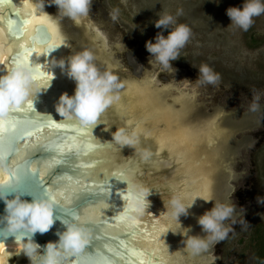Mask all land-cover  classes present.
I'll return each instance as SVG.
<instances>
[{
	"label": "rangeland",
	"instance_id": "374dc122",
	"mask_svg": "<svg viewBox=\"0 0 264 264\" xmlns=\"http://www.w3.org/2000/svg\"><path fill=\"white\" fill-rule=\"evenodd\" d=\"M9 1L4 0L5 3ZM38 1L35 0L39 4ZM243 3L244 0H92L88 17L74 21L63 16L67 22L75 24L76 29L72 32L76 33V41L80 42L82 51L88 49L93 53V63L100 72L109 70L118 76L121 83L133 81L147 87L139 89L136 86L138 91L134 92L132 89L128 90L127 87L130 86H126L125 93L118 95L117 99L122 105V109H119L122 114L140 112L139 92L146 90L155 99L158 96V100L163 99L164 106L179 112L178 117L183 119L184 125L200 127L202 132L209 128L210 138L215 140L214 143L219 142L216 147L218 150L222 149L218 159L222 167L212 181V187L215 188L208 195L207 211L215 203L235 204L236 211L231 219L224 222L225 226L232 227L228 237L208 252L196 255L200 264H258L257 237L264 235V14L255 17L253 25L246 32L233 28L226 10L229 7H241ZM53 4L49 5L56 8ZM18 7L14 12L23 18H28L29 12H33L29 9V12L23 11L24 14H21ZM117 8L120 10L119 17L113 21L110 12ZM177 9L183 10V15L177 17L178 23L187 24L192 30V36L180 51V57L171 62L173 68L161 70L159 65H155L154 58L145 45L147 41L155 43L154 38L161 31L167 36L168 30L156 28L155 20L165 12L175 15ZM4 25L8 33L13 35L12 21L7 15ZM46 28L48 29L47 26ZM19 30L21 34L24 31L22 27ZM50 35L52 37L51 33ZM4 46L7 47V42ZM54 46L60 50V54L53 57L55 59L62 51L58 44ZM201 64H207L219 73L220 81L216 85L197 83ZM113 91L116 94L120 92L118 89ZM256 95L259 109L253 112L250 111V106ZM113 107L118 111V106ZM121 122V127L123 124L130 128L124 119ZM140 122L133 121L132 124ZM142 125L150 128L151 123L144 122ZM153 126L156 128L155 124ZM141 133L136 132L137 135ZM99 135L100 133L96 136L100 137ZM159 152L156 150L155 153L160 154ZM197 152V157L202 160L206 156V164H211L214 152L208 148L207 141ZM165 156L161 154L160 161H164ZM177 156L179 157L178 154ZM134 166L136 167L135 164ZM139 166L138 162L140 169ZM172 167L160 170L156 176L151 174L149 180L147 178L148 187L153 183L163 184L164 171H169ZM125 170L136 174L133 166ZM178 178L181 177L176 175L169 178L171 183L166 182L172 187V192L179 187L180 182L175 181ZM187 185L184 182L185 189ZM135 186L142 188L144 182L142 184L140 181ZM167 196L172 198V195ZM167 196H160L154 201L155 205L161 206L162 202L168 201ZM165 207L164 204L162 209L167 212ZM8 259V264H18L29 258L14 254Z\"/></svg>",
	"mask_w": 264,
	"mask_h": 264
},
{
	"label": "water",
	"instance_id": "95a60500",
	"mask_svg": "<svg viewBox=\"0 0 264 264\" xmlns=\"http://www.w3.org/2000/svg\"><path fill=\"white\" fill-rule=\"evenodd\" d=\"M3 12L4 11H2L1 14H3ZM50 15L58 21L60 20L62 30L64 29L65 35L69 37L71 50L68 57L70 58L82 52L80 42L75 39L76 33L72 32L76 29L74 24H69L66 18L61 15L57 17L52 13H50ZM8 18L12 21L11 33L16 38L21 37L22 34L19 29L22 27L24 30L27 18L21 17L16 12H10ZM66 26L70 29H67ZM45 32L48 33V39H45L43 36ZM50 40L51 35L46 26H36L34 34L29 38L30 46L25 47L20 52H14L8 58L7 63L10 68L12 69L15 66L13 60H23L30 65L32 59L27 56V52L32 51L35 45L44 47L45 57L42 63L47 61V57H57L60 54V50L57 46L51 45ZM25 57H28V59L26 60ZM42 63L36 66L38 69L36 75L39 79L35 80L33 83L37 95L32 107L36 109L37 112L34 115L25 112L23 118L12 119V123L8 127V130L4 132L3 139L0 140V153L9 154V158L5 159V164L9 171L5 173L6 180L0 182V194H7V199L9 200L18 196L21 200L31 201L32 199H36L53 203V226L48 232L44 234L36 233L35 236L32 237V241L41 246L40 249H38L40 255L44 254V246L48 243L59 242L58 233L65 231L66 224H74L84 230L88 239V244L89 241H91V245L87 246V244L78 254H72L60 249L61 264H150L147 219L148 215L152 216L156 213L153 211L150 212L152 204L147 198L149 206L143 214L137 215L129 213L126 210L127 200L125 196L127 193L134 191L135 181L132 180V184L128 186L126 183L113 181L114 188L111 196L92 197L88 189L92 186L103 187L113 173L123 174L126 172L125 168L128 169V167L131 166L135 168L134 164L137 167L138 162L141 165L140 167L151 163L152 159L148 161L149 158L147 157L146 160H144L143 155L145 151H150L151 155L156 157L159 164L163 166L162 169L165 170L169 166L173 167L169 171L163 170L164 173L168 172L165 174L164 185L153 183V190L151 188L152 185H149L150 187L147 189L149 191L148 197L152 196L153 192H157L159 198L160 196L166 197V195L172 194L169 192H172L170 189L171 186H168L166 182L170 180L169 178L172 177L173 172L176 170V164L181 163V161L177 159L174 160L172 154L169 153L168 150H166L167 154H165V160L160 161L161 158L158 153H155L156 149L153 145L146 146L147 148L142 147L143 149L140 151V155H137L138 150L136 149H134L135 152L130 151L125 155L124 148H126V144L116 142L113 135L111 136L110 134L111 131L115 133L118 129H124L125 127L127 131L126 134L131 136L133 129L123 124L121 127L120 123L122 122L118 117V111L116 107L111 105L108 106V110L104 111L106 112L105 115L103 112L99 117L100 123L93 128V132L89 135L86 132V127L82 126L88 125L89 123L82 122L74 112L69 111L67 114L61 115L57 111L61 95L66 94L71 97L75 95V91L54 76L43 74L38 68ZM48 77L51 79H47ZM41 80L46 81V86H41ZM123 85L122 88L118 89L120 90L118 94L113 93L116 95L125 93L127 85L133 87L138 86L139 89L147 88L146 86L144 88V86H142L143 84H136L133 81H126ZM62 116L65 119H63ZM107 118H112V120L107 121ZM76 119H79L82 125H78L75 122ZM112 126L113 129L107 131V129ZM193 129V132L198 134L202 128L195 126ZM207 129L209 128L203 131L205 132ZM204 132H202L203 135H205ZM98 133H100V137L96 136ZM111 141L113 143H109ZM206 141L208 148H211L212 152H214L213 156H211L213 159L211 160V164H206L207 158L203 156L201 161L203 164L201 165H204L206 172L208 171L207 176L210 180V185L208 187L210 188V192H214L215 187H212V181L215 178V174H218L219 169L222 167L218 162L222 149L219 148L218 150L216 146L219 145V142L214 143L215 140L210 138V135L208 137L206 136V139L200 143L198 148L204 145ZM140 143H142V141H140ZM214 147L216 149H213ZM68 149L73 150L74 154L63 155ZM198 154L199 152L196 151V156ZM138 157H140V159H138ZM173 160L176 162L169 164V166H165ZM197 166L203 168L199 166V164ZM49 167H51V171ZM37 169H39L38 177L33 175ZM158 172L159 171L151 172L147 168V174L145 175L153 174L156 176ZM13 173H15V175ZM185 175H187V173H185ZM168 176L169 178L166 179ZM186 180L188 181V178ZM141 182H143V180ZM9 183L23 185L27 190L16 188L10 191L7 189ZM37 185H39V188ZM189 185L190 189L185 190V192L189 191L192 194L190 193V196H188V205L190 206L187 208V212H194H191V215L189 214L190 216L188 214L183 215L186 223L181 220L183 218L182 216L179 217L178 222L173 221L172 218L170 219L176 227L173 238L178 246V251L175 254V259L178 260V264H187L189 262L193 264L201 263L199 257L197 258L196 255H192L186 249L185 241L190 237H203V235H206L199 225L198 219L207 211V201L205 202L206 204L201 199V202H199L198 196L200 193H195L197 187L192 183H189L187 186L189 187ZM41 188L44 189L47 194H42L40 192ZM117 190H122L120 192L121 198L117 195ZM199 192H201V190ZM72 193H75L77 205H89L83 208L81 219L89 214L96 217L97 225L92 232L86 224L79 223L74 216L60 215V213L56 211L57 202L67 207L69 211L74 210L69 206V201L71 199L70 194ZM173 197L174 195H172V198ZM172 198H170V200ZM92 204H95L96 207H92ZM166 207L167 212L160 211V213L157 214L158 216L150 221H156L159 220V218L168 219V217H170L168 215V203ZM4 208V201L0 200V228L4 227L2 219L4 216ZM150 224L152 223L150 222ZM25 235L28 234L25 233ZM0 242L4 244H16L14 236H0ZM18 264H31V261L27 259Z\"/></svg>",
	"mask_w": 264,
	"mask_h": 264
},
{
	"label": "clouds",
	"instance_id": "9594fccd",
	"mask_svg": "<svg viewBox=\"0 0 264 264\" xmlns=\"http://www.w3.org/2000/svg\"><path fill=\"white\" fill-rule=\"evenodd\" d=\"M58 7L61 16H66L74 21H79L83 17H88L92 7V0H52ZM40 7H43L41 0ZM119 9L110 12L111 19L117 20ZM230 18L231 26L242 31H248L254 23V18L264 14V0H244L241 7H229L226 10ZM183 15L182 9H177L175 15L167 12L155 20V27L168 30L167 36L163 31L155 36V43L146 42L147 51L152 54L155 65H159L161 70L173 68L172 61L180 57V51L188 44L192 36L191 28L184 23H178L177 17ZM93 53L85 49L71 56L67 61V75L76 82L74 96L61 95L57 111L61 115L69 111L84 123L97 120L99 114L108 107L113 99V90L120 89L124 85L112 71L100 72L94 61ZM60 67H65V62L60 61ZM198 84L216 85L220 81L219 73H216L207 64H201L198 68ZM36 78V71L23 60H18L15 66L0 75V130L6 131L12 121L9 113L12 109L18 108L29 96L32 85ZM258 95L254 97L250 111L259 109ZM136 132L131 136L125 134L123 128L113 133L116 142L126 145L136 144ZM144 157L150 153L145 151ZM9 169L0 153V172L7 173ZM149 191L145 188H137L126 194V210L133 214H143L149 206L146 197ZM0 200L4 201V227L0 228V236H14L21 252L29 258L31 264H61V251L72 254L80 253L88 244L87 236L83 229L74 224H66L65 231L58 233V243H48L44 246V254L40 255L38 249L40 245L32 241L36 233L44 234L48 232L54 224L53 203L44 200L32 199L21 200L18 196L7 199V194H0ZM186 205L181 197L174 196L169 202L168 215L173 221L178 222L181 215H187ZM236 205L230 203H215L211 210L205 212L198 219L199 225L206 235L202 237H190L185 241L186 249L192 255H200L208 252L217 243L224 241L231 225L225 226L224 222L233 217ZM233 223L235 221L233 220ZM27 233L28 235H25ZM5 250V244L0 242V252Z\"/></svg>",
	"mask_w": 264,
	"mask_h": 264
},
{
	"label": "bare ground",
	"instance_id": "6f19581e",
	"mask_svg": "<svg viewBox=\"0 0 264 264\" xmlns=\"http://www.w3.org/2000/svg\"><path fill=\"white\" fill-rule=\"evenodd\" d=\"M40 2L38 4L35 2V0L34 1L33 0H13L12 3H10V1L8 3H5L4 0H0V12L4 11L2 15L0 13V56H1L0 75H4L7 70L8 71L11 70L9 64L7 63L8 58L14 52H20L25 47H29L30 46L29 38L34 34L36 26L39 24H44L48 27L50 33L52 34L50 44L51 45L58 44L62 51L61 55L55 59L51 57H47L46 63L45 62L42 63V60L45 57L44 47L35 45L32 51L27 52V56L38 63H42L38 68L43 74H48L49 72L48 75L54 76L55 78H57L58 80H60L61 82H63L64 84H66L68 87H70L72 90L75 91L76 82L73 79L69 78L67 75V61L69 59L68 57L69 52L71 50V42L69 40L68 35H65L64 33L65 31L62 30L60 21H58L57 19L54 20L53 16L50 17L49 14H46L44 12V9H42L43 7L40 9L39 12H36V10L40 8ZM35 3H36V6H35ZM37 4L39 6H37ZM17 7L21 14H24L26 11L29 12V9H31L34 12V13L29 12L30 15H28L27 23L24 26V31L22 33V36L19 38H16L14 35H10L8 33V30L5 29V25H4L5 16L6 15L8 16L10 12H14L15 10H17ZM5 42H7V47L4 46ZM14 43L15 45L13 48L11 47V45H13ZM37 50L41 51L42 53L41 56L36 57L35 54H33V57L29 56L30 53H35ZM60 61L65 62V67L63 69L60 67V63H59ZM5 65H7V68L2 73L1 70L5 68ZM135 87L130 86L127 88L128 90L132 89L134 92L135 91L137 92L138 91L136 89L137 87L136 88ZM139 93L141 95L139 96L141 99V100L139 99L141 102V106H140L141 111L138 113L134 112L132 114H125V113L122 114L121 110L119 111V109H122L121 108L122 105L117 100L118 95L116 94L114 95V99L112 101V104H115L116 106H118L117 113L119 115L118 117L120 121L124 119V121L127 122L128 124H132L133 121H138V120L141 121L140 124H136V125L139 126V129H142V133L141 131H138L137 128L135 127H132V129H133V132L141 133L142 135L141 134L136 135L137 140L134 146L126 145V148H124L125 155L128 154L126 153L128 152V150L129 151L131 150V152L132 151L135 152L134 149L138 150L137 155H140L141 154L140 151L143 149L142 147L147 148L146 146H149V145L150 146L153 145L154 148L158 152L160 151L159 152L160 154H158L159 156H161V154H164V155L167 154L166 150L170 151L169 153L172 154V157L174 158V160L177 159L181 161V163L177 164L178 169L175 168L176 170L173 172V175H172V177L176 175H179V177H181V178H178V180L175 179V181L178 183L180 182V184H178L179 185V187H177L178 189L176 190L174 189L175 192H172L171 195H174V196L180 195L179 197H181L182 202L188 205L187 195H190L191 192L189 191L185 192V190H189L190 185L186 189L184 187V182H186L187 181L186 179L188 178V181L186 183L195 184V186L197 187L196 188L197 191L195 190L196 191L195 193L196 194L197 192L200 193V195L198 196L199 197L198 201L201 202L200 201L201 199L205 203L209 199L208 195L209 194L211 195L210 188L208 187L210 180L206 176L204 165H201L203 164V162H201L202 160L196 156V151L197 149H199L198 147L200 146V143H202L203 140L206 139V136L208 137L210 135L209 131H211V129L210 130L207 129L204 132L205 135H203L202 129H200V132L198 134H195L193 132L194 130L193 126L184 125L183 119L181 120L178 117L179 112H175L176 110L172 109V107L169 108V106L168 107L164 106L163 105L164 102L162 103L163 99L161 100L160 98V100H158L159 96L155 99L153 95H151L149 92L147 93V91H144V90L140 91ZM126 113H128V111H126ZM109 120H112V118L111 119L107 118V121ZM144 122L151 123V125L149 126L150 128H147L146 125H142L144 124ZM154 124L156 125V128H154L155 127L153 126ZM132 125H135V124H132ZM112 129L113 127L108 128L107 131H110ZM124 130L125 132H127L125 127H124ZM110 135L111 136L113 135L112 131ZM142 136L145 138L148 137L149 139L146 140L142 138ZM153 139H155L156 143L154 142ZM140 141H142L143 145L140 143ZM177 154L179 155V157L177 156ZM148 158H149L148 161L152 159L151 163H149L150 165L152 164V166H150L149 164H145L139 169L137 165V167H135L136 174L134 175L135 185L136 183H139L140 181L143 180L144 186L142 188H145V189H148L147 178L149 180L151 176V175L149 176L145 175L146 169L148 168L151 172L152 171L155 172V171L162 170V167H163L161 164L158 163V161L156 160V157L149 155ZM138 159H140V157ZM144 160H146L145 157H144ZM174 160L171 161V163L175 162ZM198 164L199 166H202L203 168H199L197 166ZM159 165H161L162 167ZM185 173H187V175H185ZM4 180H6V174L4 172H0V182H3ZM167 182L171 183L172 181L169 180ZM176 182H175V185H176ZM160 185H164V183ZM138 187L135 186V190ZM200 190L201 192H199ZM147 198L152 201V204L154 203L152 207L150 208V212L153 211L154 213H156L154 214L155 216L152 214H151L152 216L148 215V219H147V222H148L147 227H148V232H149V244H150V264H178V260L175 259V254L177 253L178 246L174 244L175 241L173 240L176 227L174 226L172 220H170L171 217H168V219L159 218V220L150 221L154 217H157L158 216L157 214L160 213V211L161 212L164 211L163 206L164 204L165 206L167 205L166 203L170 201V198H168L167 196L168 201L165 200L164 202H162L163 201L162 200L161 206H159L158 204L155 205V202H154L156 201V199H159L158 193L153 192L152 196L150 197L147 196ZM191 212L193 213L194 211H189L187 212V214L191 215ZM181 216L183 217L181 220H183L186 223V220H184L185 219L184 216L183 215ZM150 222L152 224H150ZM168 233L169 235H167ZM14 254L24 255L23 252L20 251L17 243L16 244L14 243L5 244V250L3 252H0V264H8V261H9L8 258Z\"/></svg>",
	"mask_w": 264,
	"mask_h": 264
},
{
	"label": "snow or ice",
	"instance_id": "6c2138e0",
	"mask_svg": "<svg viewBox=\"0 0 264 264\" xmlns=\"http://www.w3.org/2000/svg\"><path fill=\"white\" fill-rule=\"evenodd\" d=\"M10 2H13V0H10ZM43 36H44L45 39H48V33L47 32H45L43 34ZM33 54H35L36 57H39V56L42 55L41 51H39V50H37L35 53H30L29 56L33 57ZM25 59L27 60L28 57H25ZM16 63H17V61L13 60V64L15 65ZM38 64H40V63L34 61L33 59L30 62V66H32L35 69L36 72L38 71V69L36 67ZM37 79H39V78L36 75L35 80H37ZM47 79H51V78L48 77ZM40 83H41V86H46V81L41 80ZM36 95H37V92L35 91V89H34V87L32 85V90L30 91L29 96L26 98V100L22 103L21 106H19L18 108H14V109H12L10 111L9 119L12 120L14 118H23V115H24L25 112H28V113L34 115L37 111L32 106H33L34 100L36 98ZM104 110L99 114V116H98L96 121L90 122L88 125H82L80 123L79 119H76L75 122L78 125L85 126L86 127V132L89 135H91V133L93 132V128L100 123L99 117L102 115ZM50 118L53 119L52 117H50ZM62 118L65 119L63 116H62ZM128 126L129 127H135V128H137L138 131L142 132V130L139 129L138 125L129 124ZM4 132L5 131L0 130V140L3 139ZM109 143H113V142L111 141ZM45 151H46V149H45ZM70 154H74L73 150H71V149H68V150L65 151V153H63V155H70ZM2 158L4 160L8 159L9 158V154L2 153ZM49 170L50 171L52 170L51 167H49ZM13 174L15 175V173H13ZM38 174H39V169H37L33 173V175H36L37 177H38ZM134 175H135L134 173H130V172H124L123 174L113 173L109 177L107 183L103 187L92 186L90 189H88L89 194L92 197L111 196L112 193H113V188H114L113 181H116L118 183H126V185L128 186V185L132 184V180H133ZM37 187L39 188V185H37ZM16 188H20L21 190H27L25 187H23V185H17V184L9 183V185L7 186V189L10 190V191L11 190H15ZM121 191L122 190H117V195L120 198H121V196H120V192ZM40 192L42 194H47V192L44 189H42V188L40 189ZM62 195H63V193H62ZM70 195H71V199L69 201V206L72 209H74V210L69 211L67 207L62 206L59 202H57L56 211L58 213H60V215L74 216L79 223L86 224L88 226L89 230L92 232L93 229L97 225L96 217H94L91 214H89V215L84 216L83 219H81V215L83 214L82 213L83 208L88 207L89 205L88 204L77 205L75 193H72ZM91 206L92 207H96L95 204H92ZM90 245H91V241H89V244L87 246H90Z\"/></svg>",
	"mask_w": 264,
	"mask_h": 264
},
{
	"label": "flooded vegetation",
	"instance_id": "af4514ba",
	"mask_svg": "<svg viewBox=\"0 0 264 264\" xmlns=\"http://www.w3.org/2000/svg\"><path fill=\"white\" fill-rule=\"evenodd\" d=\"M34 1V0H33ZM41 0H39L38 2H40ZM52 0H43V8H44V12L46 13V14H49L50 15V13H55V14H57L58 16H60V13H59V10L57 9V6H56V8H52L49 4L51 3V4H53V2H51ZM41 3V2H40ZM54 5V4H53ZM52 5V6H53ZM41 8V7H40ZM51 9V10H50ZM57 12H56V11ZM40 11V10H39ZM43 12V13H44ZM0 13H2V12H0ZM2 15V14H1ZM51 16V15H50ZM57 17V16H56ZM25 18H26V16H25ZM28 19V18H27ZM60 21V20H59ZM69 23V22H68ZM69 24H72V23H69ZM74 24V23H73ZM75 25V24H74ZM38 26V25H37ZM76 26H77V24H76ZM29 27V26H28ZM62 28V27H61ZM66 28L67 29H70L68 26H66ZM14 45H15V43L13 44V45H11V47H13L14 48ZM102 65V64H101ZM103 67V66H102ZM6 68H7V65H5V68L4 69H2V73L6 70ZM1 73V74H2Z\"/></svg>",
	"mask_w": 264,
	"mask_h": 264
},
{
	"label": "trees",
	"instance_id": "16d2710c",
	"mask_svg": "<svg viewBox=\"0 0 264 264\" xmlns=\"http://www.w3.org/2000/svg\"><path fill=\"white\" fill-rule=\"evenodd\" d=\"M258 243V264H264V235L257 237Z\"/></svg>",
	"mask_w": 264,
	"mask_h": 264
}]
</instances>
